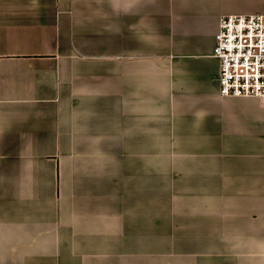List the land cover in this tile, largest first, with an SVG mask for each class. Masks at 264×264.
<instances>
[{
    "label": "crops",
    "instance_id": "0c3cea01",
    "mask_svg": "<svg viewBox=\"0 0 264 264\" xmlns=\"http://www.w3.org/2000/svg\"><path fill=\"white\" fill-rule=\"evenodd\" d=\"M258 13L0 0V264H264V99L212 55Z\"/></svg>",
    "mask_w": 264,
    "mask_h": 264
},
{
    "label": "built area",
    "instance_id": "2783aa9c",
    "mask_svg": "<svg viewBox=\"0 0 264 264\" xmlns=\"http://www.w3.org/2000/svg\"><path fill=\"white\" fill-rule=\"evenodd\" d=\"M212 55L221 96L264 99V14L223 16Z\"/></svg>",
    "mask_w": 264,
    "mask_h": 264
}]
</instances>
